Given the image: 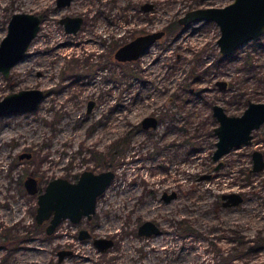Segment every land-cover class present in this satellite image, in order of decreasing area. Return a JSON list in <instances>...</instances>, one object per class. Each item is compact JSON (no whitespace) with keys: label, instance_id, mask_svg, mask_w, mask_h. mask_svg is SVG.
<instances>
[{"label":"rangeland","instance_id":"rangeland-1","mask_svg":"<svg viewBox=\"0 0 264 264\" xmlns=\"http://www.w3.org/2000/svg\"><path fill=\"white\" fill-rule=\"evenodd\" d=\"M230 1L72 0L58 8L56 0H0V41L13 13L43 16L24 58L7 78L0 73V100L24 89L44 93L34 110L0 115V264L264 262V247L248 248L264 235V169L249 171L251 150L264 153V123L217 170L216 136L208 131L218 122L214 102L240 113L248 98L264 101V86L252 71L238 84L245 76L236 70L238 58L217 64L215 21H178L188 9ZM143 3L153 10L143 13ZM63 16L81 17V28L65 33ZM154 31L163 37L137 60L114 59L119 46ZM238 48L253 50L247 42ZM218 78L227 80L224 89ZM88 101L95 103L90 112ZM148 116L157 118L155 129L141 127ZM84 170L115 174L92 220H64L47 235L48 221L35 223L36 194L24 188L26 176L36 179L39 192L53 178L75 181ZM206 173L212 176L201 178ZM229 191H240L243 200L224 206L221 193ZM163 194L174 197L164 201ZM147 220L162 233L139 236ZM82 228L91 238L78 239ZM93 238L113 245L101 253ZM61 249L72 255L58 262Z\"/></svg>","mask_w":264,"mask_h":264},{"label":"water","instance_id":"water-1","mask_svg":"<svg viewBox=\"0 0 264 264\" xmlns=\"http://www.w3.org/2000/svg\"><path fill=\"white\" fill-rule=\"evenodd\" d=\"M71 0H56L57 7L69 5ZM145 9L150 8L144 5ZM213 19L220 26V36L217 39L220 55H229L247 40L258 37L264 31V0H231L220 6H199L185 11L178 21L188 25L190 21ZM83 19L79 16H63L58 23L63 25L66 33H75L81 26ZM41 18L32 13L15 12L10 16L6 35L0 41V73L7 78L10 69L21 61L31 43L37 35ZM163 31H154L137 36L119 46L114 52V59L118 62L134 61L143 55L152 43L160 38ZM220 89L227 86L224 78L216 79ZM44 98L39 89H24L7 94L0 100V115L10 112H25L34 110ZM94 101L88 102L87 112L94 106ZM241 113L231 114L223 105L214 102L211 111L218 121L213 127L216 136L215 149L212 152L213 160L217 163L216 170L222 165V157L232 148L241 144L251 143L253 129L264 123V101L250 99ZM144 128H155L157 119L153 116L144 117L141 121ZM252 170L264 168V154L260 149L252 150ZM29 157L21 154L19 158ZM112 170L95 173L84 170L76 181L57 177L49 180L43 190L38 192L37 181L31 175L24 180V188L29 194H36L35 223L41 225L48 221L45 233L50 235L64 220L77 223L82 217L90 219L96 211V201L105 192L114 178ZM211 173L201 175V178L210 177ZM224 206L236 205L244 196L239 191L221 193ZM173 195L164 194V201H169ZM162 230L152 221H144L137 228L139 236L149 237L160 235ZM79 239L91 238L90 233L81 229ZM93 245L101 253L113 245L108 238H93ZM72 254L71 250L61 249L57 252L58 262Z\"/></svg>","mask_w":264,"mask_h":264},{"label":"trees","instance_id":"trees-1","mask_svg":"<svg viewBox=\"0 0 264 264\" xmlns=\"http://www.w3.org/2000/svg\"><path fill=\"white\" fill-rule=\"evenodd\" d=\"M259 37L254 38L253 40L247 42L251 43L253 50L248 51L244 54H239V48L234 50L232 54L230 55H218L217 64L219 63H227L229 61L237 60V58L240 60L238 61V65H236V70L243 72L245 76L242 78L238 84H244L246 77L248 76L247 73H250L252 71V77L256 80V85L258 86H264V41L258 40ZM257 51H260V53H256ZM234 85V82L232 83ZM255 85V87H256ZM247 90V89H246ZM245 88H242L239 92L236 91V94L238 96L245 95L246 92ZM193 92V91H192ZM191 92V93H192ZM239 98V97H238ZM248 100V99H247ZM246 102H241L240 104H245ZM241 106V105H240ZM239 108V107H237ZM241 109V108H240ZM211 132V134H214L213 132V126L208 130ZM119 142L118 144H120ZM39 228V226H38ZM253 243L248 245V248L253 251L264 247V235H258L253 239ZM257 264H264V262H258Z\"/></svg>","mask_w":264,"mask_h":264},{"label":"flooded vegetation","instance_id":"flooded-vegetation-1","mask_svg":"<svg viewBox=\"0 0 264 264\" xmlns=\"http://www.w3.org/2000/svg\"><path fill=\"white\" fill-rule=\"evenodd\" d=\"M71 2H72V0H71ZM71 2H70V3H71ZM145 4H146V5H149L150 8L145 9V7H144ZM69 5H70V4H69ZM67 6H68V5H67ZM67 6H63V7H67ZM58 8H62V7H58ZM140 10H141L143 13H144V12H145V13H146V12H150V11L153 10V4H150V3H143V4L140 5ZM41 18H42V19H41V21H42V20H43V16H42V15H41ZM212 20H213V19H212ZM213 21H214V20H213ZM82 23H83V21H82ZM82 23H81V25H82ZM215 23H216V22H215ZM216 24H217V23H216ZM217 25H218V24H217ZM62 26H63V25H62ZM63 28H64V27H63ZM80 28H81V26H80ZM80 28H79V29H80ZM219 28H220V26H219ZM79 29H78V30H79ZM78 30H77V31H78ZM64 31H65V30H64ZM77 31H76V32H77ZM76 32H75V33H76ZM163 32H164V31H163ZM65 33H66V32H65ZM73 34H74V33H73ZM163 34H164V33H163ZM163 34H162V35H163ZM261 35H262V36L264 35V31L262 32ZM261 35H259L258 37H260ZM162 37H163V36H161L160 38H158L157 40H155V41L152 43V45H153L155 42H157L159 39H161ZM254 38H257V37H254ZM217 39H218V38H217ZM251 40H253V39H251ZM251 40H247L246 42H249V41H251ZM234 50H235V49H234ZM234 50H233V51H234ZM232 53H233V52H232ZM232 53H231V54H232ZM229 55H230V54H229ZM134 61H135V60H134ZM125 62H131V61H125ZM123 63H124V62H123ZM217 86H218V85H217ZM239 97H240V96H239ZM249 100H250V98H248V100L246 101L245 104H247ZM252 100H253V99H252ZM88 102H89V101H88ZM245 104H244V105H245ZM94 105H95V104H94ZM245 106H246V105H245ZM245 106H244V107H245ZM87 107H88V103H87ZM93 107H94V106H93ZM93 107H92V108H93ZM244 107H243V108H244ZM91 110H92V109H91ZM240 110H241V112H242L244 109H240ZM241 112H240V113H241ZM212 115H213V114H212ZM213 117H214V116H213ZM156 119H157V118H156ZM158 123H159V122H158V120H157V126H158ZM262 124H263V123H262ZM262 124H261V125H262ZM140 125H141V127H142L143 129H145V130H148V129H155V128L157 127V126H156L155 128H144V127L142 126L141 123H140ZM259 126H260V125H259ZM214 135H215V134H214ZM241 145H247V144L244 143V144H241ZM258 150H259V149H258ZM251 152H252V150H251ZM252 153H253V152H252ZM252 153H251V163H252ZM263 154H264V153H263ZM216 163H217V162H216ZM216 163H215V164H216ZM252 165H253V163H252ZM252 165L250 166L249 171H250V172L252 171V172H255V173L258 172V171H255V170H252V169H251V168H252ZM220 166H221V165H220ZM220 166H219V167H220ZM262 169H264V168H262ZM214 170H215V169H214ZM216 170H217V169H216ZM260 170H261V169H260ZM260 170H259V171H260ZM211 176H212V175H211ZM78 177H79V175H78ZM78 177L75 179V181L78 179ZM167 195H168V194H167ZM163 196H164V194H163ZM163 196H162V197H163ZM172 198H173V197H172ZM163 200H164V199H163ZM96 202H97V201H96ZM92 217H93V216H92ZM92 217H91L90 219H88V218H86V217H82L77 223L80 224V223H82V221H83V222H90V221L92 220ZM84 219H85V221H84ZM77 223H75V224H77ZM82 229H84V228H82ZM80 230H81V229H79V231H80ZM85 230H87V229H85ZM79 231H78V234H79ZM87 231H88V230H87ZM88 232H89V231H88ZM90 235H91V234H90ZM151 236H152V235H151ZM149 237H150V236H149ZM78 239H79V237H78ZM88 239H89V238H88ZM71 255H72V254H71Z\"/></svg>","mask_w":264,"mask_h":264},{"label":"bare ground","instance_id":"bare-ground-1","mask_svg":"<svg viewBox=\"0 0 264 264\" xmlns=\"http://www.w3.org/2000/svg\"><path fill=\"white\" fill-rule=\"evenodd\" d=\"M196 21H200V20H196ZM255 129H256V128H255ZM253 131H254V129H253ZM253 131H252V132H253ZM252 138H253V136H252ZM251 141H252V139H251Z\"/></svg>","mask_w":264,"mask_h":264}]
</instances>
